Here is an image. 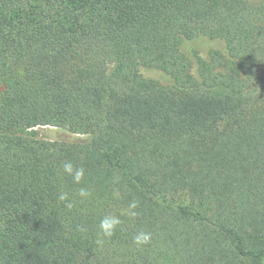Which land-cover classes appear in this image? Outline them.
I'll use <instances>...</instances> for the list:
<instances>
[{
  "label": "trees",
  "instance_id": "16d2710c",
  "mask_svg": "<svg viewBox=\"0 0 264 264\" xmlns=\"http://www.w3.org/2000/svg\"><path fill=\"white\" fill-rule=\"evenodd\" d=\"M0 264H264V0H0Z\"/></svg>",
  "mask_w": 264,
  "mask_h": 264
},
{
  "label": "rangeland",
  "instance_id": "374dc122",
  "mask_svg": "<svg viewBox=\"0 0 264 264\" xmlns=\"http://www.w3.org/2000/svg\"><path fill=\"white\" fill-rule=\"evenodd\" d=\"M180 52L185 54L192 62V72L196 73L198 59L206 60L208 52L211 50H219L222 53L226 52L224 43L219 39H213L206 36H197L192 39H183L180 43ZM140 73L147 78L156 79L162 83H169L171 81L163 72L150 68L140 67ZM21 134L32 136L37 139H45L51 141H76V139L83 138L73 134L65 129L51 127V126H36L21 132Z\"/></svg>",
  "mask_w": 264,
  "mask_h": 264
},
{
  "label": "clouds",
  "instance_id": "9594fccd",
  "mask_svg": "<svg viewBox=\"0 0 264 264\" xmlns=\"http://www.w3.org/2000/svg\"><path fill=\"white\" fill-rule=\"evenodd\" d=\"M64 170L65 172L68 173H72L73 172V166L71 164H65L64 166ZM83 168H80L78 170H76L75 174H74V181L79 183V181L81 180V178L83 177ZM81 196H86L87 193L81 189L80 193ZM60 199H65V196L62 194ZM119 221L116 218H113L111 220L105 219L101 222V228L104 230L105 235H111V229L115 226V224H117ZM137 243H143V242H147L148 240V236L147 235H143L138 236L135 238Z\"/></svg>",
  "mask_w": 264,
  "mask_h": 264
}]
</instances>
